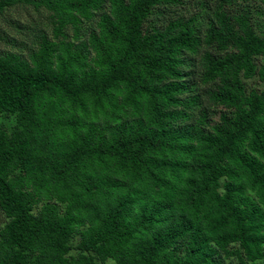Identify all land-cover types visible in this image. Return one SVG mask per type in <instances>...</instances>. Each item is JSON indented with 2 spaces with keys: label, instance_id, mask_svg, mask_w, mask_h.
<instances>
[{
  "label": "trees",
  "instance_id": "trees-1",
  "mask_svg": "<svg viewBox=\"0 0 264 264\" xmlns=\"http://www.w3.org/2000/svg\"><path fill=\"white\" fill-rule=\"evenodd\" d=\"M184 1L0 0V264H264V0Z\"/></svg>",
  "mask_w": 264,
  "mask_h": 264
},
{
  "label": "rangeland",
  "instance_id": "rangeland-1",
  "mask_svg": "<svg viewBox=\"0 0 264 264\" xmlns=\"http://www.w3.org/2000/svg\"><path fill=\"white\" fill-rule=\"evenodd\" d=\"M255 6L260 4L259 0H251ZM196 10V6L193 0L184 1L183 5L173 6L171 8H166L163 10L164 18H176L181 16H186L189 13H193ZM21 22L25 27L29 25H35V27L47 26L48 15L44 11H37L30 4H23L11 8L5 12V17L0 19V51L12 49L7 43V39H16L20 42L21 39L27 40L29 43L32 40L30 34H26V31L21 34L16 27L15 23ZM246 91L251 89L259 90L263 84L259 83L256 78L245 81ZM76 240V239H75ZM106 264H111L107 262Z\"/></svg>",
  "mask_w": 264,
  "mask_h": 264
}]
</instances>
